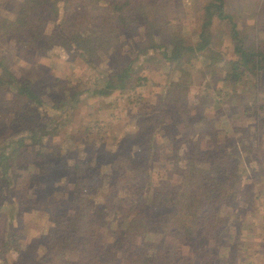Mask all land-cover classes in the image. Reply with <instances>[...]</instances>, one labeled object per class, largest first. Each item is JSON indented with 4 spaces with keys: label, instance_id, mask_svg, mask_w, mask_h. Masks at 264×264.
Wrapping results in <instances>:
<instances>
[{
    "label": "rangeland",
    "instance_id": "374dc122",
    "mask_svg": "<svg viewBox=\"0 0 264 264\" xmlns=\"http://www.w3.org/2000/svg\"><path fill=\"white\" fill-rule=\"evenodd\" d=\"M206 2L174 0V7L168 2L163 13H167L169 23L164 21L162 27H157L149 20L145 23L140 19L130 31L120 32V42L125 43L120 53L123 54L122 63L132 60V66L138 71L135 77L139 74L142 77L135 88L116 89L109 95L92 94L91 90L99 77L116 69L121 62L116 54L108 56L105 53L108 44L89 21L84 22V28L80 27L83 34L81 48L66 31L59 30L61 35L51 34L49 38L47 55L16 51L18 45L13 39L0 37L1 46L12 53L11 68L17 74L23 73L33 79L46 68L49 73L46 84L35 82L36 99L42 103L31 102L22 112L21 121L16 123V126L24 128L7 126L16 109L7 110L0 104V145L4 143V137L13 139L17 150L23 152L19 155V173L22 172V176L11 174V177L19 188L18 195L34 200L27 208L20 205L17 208L15 204L13 208L12 202L5 200L4 207L0 208V241L6 212L13 208L11 211L16 214V224L22 222L24 225L23 232L9 245V261L27 264L29 253L22 255L16 248L24 246L26 240L36 234L53 237L57 230L60 231L59 204L71 196L74 176L70 174V167L75 163L80 168L84 161L97 164L106 182L117 180L119 197H132L119 184L130 178L131 164L140 162L142 151L136 132L144 124L147 126L141 140L151 146L150 166L157 174L161 171L162 177L169 176L168 181L179 179L173 171L167 174L171 171L167 168L172 167L176 156L183 164L191 157L211 155L207 153L216 142L215 137L222 147L218 146L217 155H211L207 162L225 168L228 165L227 168L231 169L230 162L234 160L238 169L243 166L248 171L242 183L249 182V186H239L234 202L220 207L223 214H232V219L240 215V220L225 227L229 239H222L225 233L221 231L222 240L208 256L211 259L201 264H264V108L259 106L264 105V72L250 73L242 82L231 85L222 79V67L207 66V59L200 53L190 64H185L191 74L187 77L188 74L180 72L178 66L161 53L165 33L175 27L188 41L196 40L199 28L195 10ZM225 8L232 15L240 34H249L264 45V0H225ZM18 9L12 0H0L1 15L11 17ZM43 17L47 19L49 33L55 26H60L57 23L59 17L57 20L52 18L48 11ZM229 27L226 20H215L211 27L212 39L227 58L233 57ZM172 81L181 83V89L179 95L170 101L167 87ZM5 93L10 96L9 92ZM183 94L184 98L180 97ZM207 97L212 102L199 108ZM44 150L50 154L48 160L53 164L52 167L48 164L51 168L48 176L36 173L48 166L42 161ZM153 175L157 178L156 174ZM106 192V187H103L96 197L102 202L100 193L106 197ZM111 192V195L115 193ZM12 194L15 199L16 193ZM103 206L102 212L108 214L113 228L118 225L114 219L128 211V204L126 207L117 200ZM73 228L72 217L69 229ZM98 232L104 240L112 235L109 224L100 227ZM152 236L159 241L157 232ZM44 242L41 238L37 240L36 246H42L41 251L46 247ZM136 247V243H131L125 250L126 254L132 255ZM111 253L101 254L103 264H117ZM5 262L0 254V264Z\"/></svg>",
    "mask_w": 264,
    "mask_h": 264
},
{
    "label": "trees",
    "instance_id": "16d2710c",
    "mask_svg": "<svg viewBox=\"0 0 264 264\" xmlns=\"http://www.w3.org/2000/svg\"><path fill=\"white\" fill-rule=\"evenodd\" d=\"M12 1L19 9L11 17L0 14V37L7 36L13 39L18 45L16 51H22L28 55L34 52L47 55L51 41L49 38L51 34L61 35L59 30L66 31L76 46L81 48L83 34L82 31L80 32V27L84 28L86 26L84 22L88 21L92 23L91 26H96L100 31V37L108 44L105 53L108 56L116 54L121 62L116 69L98 78L97 85L91 90L92 94L98 95H109L116 89L135 88L142 77L140 74L135 77L138 71L132 66V60L122 63L124 59L123 54L120 53L125 43L120 42L119 33L130 31L139 24L140 19H144L145 23L153 22V26L162 27L165 22L169 23L167 13H163L166 4L170 2L174 7V0ZM47 11L52 18L59 17L57 23L60 24L52 28L50 33L46 28L47 19L43 17ZM231 18L232 15L226 11L225 0H207L206 3L198 5L195 10V19L199 28L196 40L188 41L175 27L174 30H168L165 33V42L161 44L164 50L161 53L167 60L173 62L174 66H178L180 72L188 74L187 77L190 71L186 65L200 53H203L207 59V66L222 67L224 74L221 77L229 81L231 85L242 82L250 73L264 72V45L258 43L249 34H240L235 21ZM215 20H226L230 23L229 34L233 57L227 58L212 39L211 27ZM11 61L12 53L4 50L0 44V104L7 110L16 109L18 114H12L7 126H15L14 128L18 129L24 128V126H16V123L21 121L22 112L31 102L35 100L37 103H42L36 99L35 82L46 84L49 73L46 72V68L33 80L26 74H17L11 68ZM180 86L181 83L172 81L167 87L170 101L174 96L179 95ZM5 92H9L10 96H6ZM184 95L180 97L184 98ZM208 98L199 108H204L212 102L211 99L208 101ZM259 106L264 108L263 104ZM146 126L142 124L136 132L139 137L137 139L140 141L139 149L142 151L140 162L131 164L128 171L130 178L119 184V187L128 191L127 194L132 197L128 199L126 196L119 197V190L116 188L117 180L109 179L106 182L105 175L99 171L97 164L84 161L80 168L75 163L73 167H70V174L74 176L71 196L59 204L60 231L57 230L53 237L36 234L26 240L24 246L16 248L22 255L29 253L30 260L27 264H103L100 257L105 252H112L111 254L115 256L114 263L117 264H201L202 261L207 263L211 259L208 256L212 251L214 252V249L216 250L218 242L229 239L224 231L225 227L239 221L241 216L237 215L232 219V214H223L220 207L234 202L239 186L243 188L249 186V182L242 183L248 171L243 166L238 169L234 160L230 162L231 169L227 168L228 165L225 168L207 162L209 160L206 159L212 158L211 155H217L218 146L222 147V143L217 142L218 138L215 137L216 142L207 153L211 155L191 157L183 164L179 162L180 157L176 156L172 167L167 168L171 170L167 174L170 175L173 171L174 174L179 175V179L175 182L168 181L166 179L169 176L162 177L161 171L157 174L153 172L154 167L150 166L151 146H147L144 139L143 142L141 140ZM3 139L4 143L0 145V181L2 180L0 208L4 207L5 200L12 202L13 208L14 204L17 208L18 205L27 208L34 200L24 199L18 195L19 188L11 177V174L16 177L22 176V172L19 173V169L21 171L19 155L23 152L17 150L14 145L15 140L5 137ZM147 141L149 143V138ZM42 155H44L42 160L44 164L52 167L51 160H48L50 157L48 151L44 150ZM49 165L45 169L37 170L36 173L48 176L47 172L51 169ZM153 173L157 178H153ZM103 187H106L107 196L103 197L100 193L103 200L101 202L96 197V193ZM111 191L115 193L111 195ZM12 192L16 193L15 199ZM115 200L126 204V207L128 204V211L120 215L118 219H114L117 220L118 225L113 228V222H109L110 217H107L108 214L102 210L104 204ZM100 203L103 204L100 205ZM11 210L6 212L7 219L2 230L0 254L6 261L5 264H18V260L13 262L8 260L9 245L16 237L18 238L20 232H23L24 225L22 222L16 224V214ZM132 210L133 213H131ZM72 217L75 228L70 230L69 220ZM106 224L111 227L112 235L104 240L97 230ZM221 231L225 233L222 239ZM153 232H157L159 241L152 236ZM39 238L46 243L43 251H41L42 246H36ZM136 238L138 240L135 241ZM131 243H136L137 249L128 256L125 250L130 248Z\"/></svg>",
    "mask_w": 264,
    "mask_h": 264
}]
</instances>
